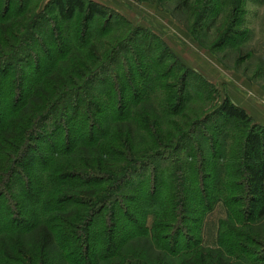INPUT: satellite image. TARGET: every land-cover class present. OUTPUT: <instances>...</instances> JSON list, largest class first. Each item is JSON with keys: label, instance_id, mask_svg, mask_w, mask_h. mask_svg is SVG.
<instances>
[{"label": "trees", "instance_id": "trees-1", "mask_svg": "<svg viewBox=\"0 0 264 264\" xmlns=\"http://www.w3.org/2000/svg\"><path fill=\"white\" fill-rule=\"evenodd\" d=\"M51 3L60 20L75 23V34L54 29L38 40L41 20L25 11L23 1L11 11L13 1L0 0V198L11 197L7 211L18 218L0 233V264H49L56 248L63 259L77 253V264H110L111 257L97 252L92 229L106 212L104 232L113 243L116 197L139 201L137 208L126 206L136 229L140 215L153 218L149 232L142 231L161 245L153 264H246L250 247L263 251V240L238 229V222L264 221V127L225 99L204 124L224 117L233 129L195 142L203 122L185 114V78L162 83L169 72L157 68L151 75L139 66L121 69L95 86L122 60L129 38L107 43L115 15L99 4ZM95 18L102 21L97 37L84 30ZM31 64L32 71L22 68ZM163 161L169 164L159 167ZM149 166L148 187L129 197L125 186ZM217 203L226 218L219 222L216 249L199 247L190 230L183 244L174 239L185 233L177 221L207 215ZM227 220L235 227L223 230ZM223 232L234 240L228 248ZM83 246L92 251L81 255Z\"/></svg>", "mask_w": 264, "mask_h": 264}, {"label": "rangeland", "instance_id": "rangeland-1", "mask_svg": "<svg viewBox=\"0 0 264 264\" xmlns=\"http://www.w3.org/2000/svg\"><path fill=\"white\" fill-rule=\"evenodd\" d=\"M12 1L11 11L18 7L20 1H23L25 11L32 12L41 20L37 29L38 40L43 39L45 33L50 30L55 29L57 32L64 30L69 34H75L77 30L74 22L67 23L60 20L57 9L51 3L52 0ZM96 1L110 6L105 8L109 9L111 15H115L111 21L110 32L105 37L107 43L112 42L117 45L120 41H126L124 39L126 37L130 42L124 45L127 50L122 55V60L100 75L95 86L107 84L121 69L125 70L124 72H128V68L135 71L137 66L147 70V75L153 74L156 68L158 71L169 72L167 78L162 79V83H172L175 79L184 77L185 114L189 118L203 122V125L196 129V135L193 137L195 142H201L205 135L215 140L217 134L233 129L232 126H228L229 122L224 117L212 116L205 124L204 120L219 107L223 100L228 98L232 102L229 93L228 97L226 93L229 89L233 93L235 87H231V84H234L236 76L248 83L251 88H257L263 92L262 99L252 91L249 93L246 90L243 92L244 89H237L240 95L257 105H262L261 102H264V0H203L204 3L198 0ZM2 9L3 7L0 6V15ZM77 19L83 21L81 16H77ZM101 24V19L95 18L86 24L84 30L87 29L90 36L97 37L96 31ZM189 31L196 37H193ZM137 58L142 60L141 64L133 63L137 61ZM157 60H160L159 66L156 63ZM127 63L128 66L125 65ZM22 68L32 71L34 65L22 66ZM30 79L33 83L37 77H33L31 73ZM150 83L152 84L153 81ZM216 128L217 130L213 132ZM41 147L40 151L46 155L49 152L48 147L43 143ZM164 164H169V161L157 163L159 167ZM152 168L153 166H149L138 172L125 186V194L129 197L142 194L148 187ZM17 189L16 186L12 189V197L14 196L16 200L18 196L13 192ZM9 198L11 197L0 198V233L8 221H18L16 215H11L7 211ZM118 198L116 197L111 203L112 209L119 217L116 221L113 243H108L109 238L104 232L108 228L106 212L102 213L103 217L100 218L102 221L100 223L97 221L98 224L92 229L97 252L111 257L110 264H153L162 255L161 245H154L155 243L151 242L149 237L142 235V231L152 228L153 218L149 215L142 218L140 215L135 221L139 227L136 229L132 221L136 218L127 212L126 206L132 204L133 208H137L139 201L124 203ZM43 209L46 212L49 211V204H43ZM223 212V208L216 206L211 214L202 213L201 216L198 214L184 217L176 224H179L185 233L175 236L174 239L183 244L185 235L190 230L193 232L194 240L201 241L199 247L216 249L217 239L220 236V229H216L217 221L223 216ZM230 225L234 226L235 223L227 220L221 227L226 230V227ZM238 225V229L256 234L264 243V221L246 224L239 221ZM222 234L225 237L224 246L228 248L234 240L229 237V233ZM3 243L4 240L0 238V244L3 245ZM250 249L251 251H247L249 255L244 257L247 260L246 264H264L262 263L264 250L260 251L261 248L255 247ZM90 251L92 249L88 251V247L83 246L80 254L85 255L83 253ZM77 259V253L63 259L59 249L56 248L49 264H77ZM169 260L171 264H177L176 259Z\"/></svg>", "mask_w": 264, "mask_h": 264}, {"label": "crops", "instance_id": "crops-1", "mask_svg": "<svg viewBox=\"0 0 264 264\" xmlns=\"http://www.w3.org/2000/svg\"><path fill=\"white\" fill-rule=\"evenodd\" d=\"M91 2H94L96 4H99L103 7H109L110 6H107L105 4H102L96 0H89ZM235 82H233L234 84H231L232 86L231 87H235L233 93H231L230 89L229 91L226 93V97H228V93L230 95V99L232 100V104L240 109H242L248 117H250L254 122V124L256 125H259V126H262L264 127V102H261L262 105H257V103H253L251 100H248L246 97L244 98L243 95H240L238 92H237V89H244L243 92L248 91L249 93H251L250 91H252L256 96L258 97H261V99L263 98V92H261L260 90H258L257 88H251L250 85H248V83H246L245 81H243L240 77L236 76L235 77ZM228 88H230V85H228ZM216 206L220 207L221 209L223 208L224 209V212H223V216L219 218V221H217V227L216 229L218 228V223L225 219L226 218V210H225V207L223 206L222 203H217L214 208H216ZM213 208V209H214ZM213 212V210H212ZM211 212V213H212ZM210 213V214H211Z\"/></svg>", "mask_w": 264, "mask_h": 264}]
</instances>
